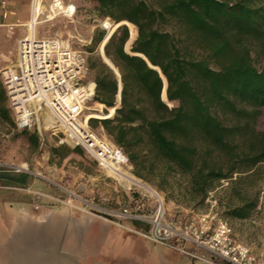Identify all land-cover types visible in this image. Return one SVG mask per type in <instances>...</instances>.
<instances>
[{"label":"trees","instance_id":"16d2710c","mask_svg":"<svg viewBox=\"0 0 264 264\" xmlns=\"http://www.w3.org/2000/svg\"><path fill=\"white\" fill-rule=\"evenodd\" d=\"M94 5L100 20L114 26L107 36L95 33L89 53L104 46L121 95L119 105V81L102 59H87L89 72L98 69L89 127L103 130L132 174L157 191L201 206L227 183L228 200H239L227 203V215L249 218L259 191L246 192L242 184L262 179L264 166V130L256 127L264 112V0ZM255 60H262L260 68ZM6 100L0 81V118L12 124ZM103 106L107 114L100 113ZM19 132L32 148L44 145L37 133ZM49 153L59 166L84 158L79 147L53 145Z\"/></svg>","mask_w":264,"mask_h":264},{"label":"rangeland","instance_id":"374dc122","mask_svg":"<svg viewBox=\"0 0 264 264\" xmlns=\"http://www.w3.org/2000/svg\"><path fill=\"white\" fill-rule=\"evenodd\" d=\"M94 2L73 0L76 7L73 18L57 16L44 24L45 29L38 33L39 37L58 34L63 39H70L73 48L85 52L88 60L101 59L105 56L103 45L89 53L93 46L92 38L101 31V20ZM49 3H43L44 11ZM39 20H45V15H41ZM20 35L0 29V69L15 60ZM103 61L112 68L109 60ZM261 64L262 60H255L257 68ZM97 71H90L88 79H94ZM5 105L8 108L7 100ZM87 107L90 110L84 115L97 112V103L92 101ZM100 113L107 114L108 110L103 106ZM10 118L12 124L0 118V162L27 164L32 172L39 173L44 179L0 173L5 178H0V264H34L45 254L55 259L57 264H207L193 257L209 258L206 252L192 244L153 241L151 224H147L148 228L137 227L134 223L118 224L107 214L90 210L83 200L106 199L100 205L104 211L127 207L154 221L158 203L148 194L120 184L83 150V159L59 166L57 161L50 160L53 137L44 133V145L32 148L20 136L11 115ZM256 127L264 130V112L259 116ZM94 133L111 143L103 130L97 129ZM111 156L119 158L125 170L132 174L133 168L119 154L111 152ZM261 170L262 179L242 184L246 192L259 191L257 208L245 220L232 218L226 213L228 202L239 204L236 197L228 200L231 194L225 191L227 183L210 193L204 205L197 206L184 196L172 198L157 191L150 183L141 181L161 198L165 226L197 227L205 223L215 226L224 222L230 227L236 243L255 254H264V166Z\"/></svg>","mask_w":264,"mask_h":264},{"label":"built area","instance_id":"2783aa9c","mask_svg":"<svg viewBox=\"0 0 264 264\" xmlns=\"http://www.w3.org/2000/svg\"><path fill=\"white\" fill-rule=\"evenodd\" d=\"M7 2L0 0V11L5 12ZM75 12L73 0H50L47 10L43 9L39 17L45 15V22L60 15L72 19ZM113 25L105 19L99 27L108 34ZM88 75L86 53L74 49L70 39H63L58 34L32 39L23 36L17 42L15 60L0 69L8 109L18 131L35 132L41 141L42 135L48 133L54 139V146L79 147L101 168L100 161L109 159L111 152L122 155L128 163L121 150L99 138L85 119L84 112L90 110L87 105L95 98V86ZM0 173L44 179L39 173L32 172L27 164L0 162ZM105 200L92 198L83 200V204L92 211L107 214L118 224H151L153 241L192 244L209 256L193 257L207 264H264V254H255L236 243L230 227L224 222L215 226L205 223L197 227L173 228L163 224L164 211L163 208L159 211V205L154 221H149L145 215L127 207L104 211L100 205ZM181 251L186 253L183 248Z\"/></svg>","mask_w":264,"mask_h":264},{"label":"bare ground","instance_id":"6f19581e","mask_svg":"<svg viewBox=\"0 0 264 264\" xmlns=\"http://www.w3.org/2000/svg\"><path fill=\"white\" fill-rule=\"evenodd\" d=\"M44 8L45 7L41 0L32 1L31 21L29 22V27H28L30 29V32L26 34L30 39L34 37V26L36 25V20L39 18V15L43 12ZM112 28H110L108 34L111 32ZM100 162L101 165L104 167V169L109 173V175H111L114 179L118 180L120 184L133 189H138L148 194L150 197L155 198L159 205L160 211H162L161 198L158 197V195L148 185H146L144 182H142L132 174L128 173L123 166V162L119 158H117L116 156H111L109 157V159ZM50 263L57 264V261H55V259L53 260V258H51L48 254L42 255L41 258H38V260L34 262V264H50ZM63 264H67V263L64 262Z\"/></svg>","mask_w":264,"mask_h":264},{"label":"crops","instance_id":"0c3cea01","mask_svg":"<svg viewBox=\"0 0 264 264\" xmlns=\"http://www.w3.org/2000/svg\"><path fill=\"white\" fill-rule=\"evenodd\" d=\"M33 0H8L5 12L0 11V29L10 30L12 33H21L19 39L30 32L29 22L31 21V5ZM42 3L49 2L50 0H41ZM5 13V16H4ZM50 21L39 20L36 21L34 26V36L37 38H46L40 36L38 33L43 32L45 29L44 24ZM27 27V28H26ZM17 47V46H16ZM1 179H5L1 177ZM19 181V180H18ZM19 183H21L19 181Z\"/></svg>","mask_w":264,"mask_h":264},{"label":"water","instance_id":"95a60500","mask_svg":"<svg viewBox=\"0 0 264 264\" xmlns=\"http://www.w3.org/2000/svg\"><path fill=\"white\" fill-rule=\"evenodd\" d=\"M113 34V33H112ZM101 59H102V61L104 60V59H106V60H108L105 56H101ZM103 63H104V61H103ZM105 64V63H104ZM106 65V64H105ZM107 67H108V65H106ZM151 67V66H150ZM113 73H114V75L117 77V79H118V81H119V84H118V96L116 95V102H117V100H118V103H119V105H120V95H121V82H120V76H119V73H118V71H117V69L112 65V68L111 67H108ZM116 69V70H115ZM155 70H157V71H159L158 69H155ZM165 90H166V86H165V89L163 90V96L165 95ZM114 107H116V103H115V106Z\"/></svg>","mask_w":264,"mask_h":264}]
</instances>
